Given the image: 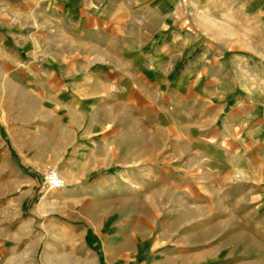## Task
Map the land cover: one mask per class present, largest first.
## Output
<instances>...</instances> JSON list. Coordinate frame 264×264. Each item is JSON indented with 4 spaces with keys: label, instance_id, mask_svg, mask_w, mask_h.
<instances>
[{
    "label": "rangeland",
    "instance_id": "374dc122",
    "mask_svg": "<svg viewBox=\"0 0 264 264\" xmlns=\"http://www.w3.org/2000/svg\"><path fill=\"white\" fill-rule=\"evenodd\" d=\"M46 2L0 0V264H264V214L247 195L264 188V0H174L172 45L195 35L219 64L223 113L208 104L204 144L178 62L137 157L119 149L118 103L61 98L78 92L61 86L69 58ZM238 115L254 151L230 158L223 136ZM50 169L62 187H45Z\"/></svg>",
    "mask_w": 264,
    "mask_h": 264
},
{
    "label": "crops",
    "instance_id": "0c3cea01",
    "mask_svg": "<svg viewBox=\"0 0 264 264\" xmlns=\"http://www.w3.org/2000/svg\"><path fill=\"white\" fill-rule=\"evenodd\" d=\"M46 3L49 23L66 42L62 50L67 51L61 52V56L69 58L60 76L61 86H70L72 92H78L70 94L69 99L61 98L76 104L92 103V108L118 103L120 150L133 152L134 157L143 151L142 126L148 118L146 111L156 112L154 116L151 112L150 124L147 123L155 126L159 92L168 85L170 72L178 62L182 66L181 81L191 86L187 116L195 121L197 133L206 144L208 104L214 106L216 116L223 113L224 80L218 73L219 64L208 62L207 50H197L201 42L195 35L183 37L178 48L172 45L181 38L172 27L174 18L169 15L174 0H48ZM211 82L212 87H208ZM148 107L151 108L146 110ZM100 124L109 126L110 122H100L96 127ZM246 124L244 116L238 115L230 136H223V141L231 146L230 158L245 156L248 149L254 151L253 146L245 147V142H252L248 137L254 135L245 128ZM89 143L97 144L94 140ZM101 143L104 149L110 148L107 134ZM245 159L246 163L252 162ZM234 165L235 162L229 163ZM13 172L15 176L17 173ZM18 177L25 180L21 175ZM247 195L252 199L251 211L264 214V188L258 194L247 191ZM16 223L17 218L10 216V262L18 253L15 248L21 246L19 240H13L18 234L14 231Z\"/></svg>",
    "mask_w": 264,
    "mask_h": 264
},
{
    "label": "built area",
    "instance_id": "2783aa9c",
    "mask_svg": "<svg viewBox=\"0 0 264 264\" xmlns=\"http://www.w3.org/2000/svg\"><path fill=\"white\" fill-rule=\"evenodd\" d=\"M43 182L48 189H57L64 184L60 174L55 169H50L44 173Z\"/></svg>",
    "mask_w": 264,
    "mask_h": 264
},
{
    "label": "bare ground",
    "instance_id": "6f19581e",
    "mask_svg": "<svg viewBox=\"0 0 264 264\" xmlns=\"http://www.w3.org/2000/svg\"><path fill=\"white\" fill-rule=\"evenodd\" d=\"M62 178V177H61ZM62 180H63V178H62ZM64 181V180H63Z\"/></svg>",
    "mask_w": 264,
    "mask_h": 264
}]
</instances>
